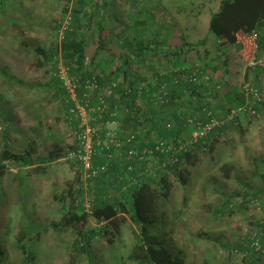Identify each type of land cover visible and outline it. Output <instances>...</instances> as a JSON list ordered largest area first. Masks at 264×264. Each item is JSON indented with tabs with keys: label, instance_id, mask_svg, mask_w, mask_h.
Instances as JSON below:
<instances>
[{
	"label": "rangeland",
	"instance_id": "rangeland-1",
	"mask_svg": "<svg viewBox=\"0 0 264 264\" xmlns=\"http://www.w3.org/2000/svg\"><path fill=\"white\" fill-rule=\"evenodd\" d=\"M114 1L112 10L105 12L101 19L102 27L108 31L100 44L104 48L100 64L105 71L119 63L118 57L109 60L110 54L120 57L128 44L131 46L135 42L139 43L137 48L160 53L167 48L174 51L184 41L196 43L207 37L206 44L198 47L200 53L205 48L211 56L219 54L207 34V27L210 15L218 11L220 0ZM71 8L72 0H0V69L3 71L0 72V152L5 144L14 153L33 148L34 156L39 158L46 157L55 148L60 150L58 160L44 165L39 173L33 167L21 168L13 164L0 178V237L8 252L7 264H20L15 238L18 231L27 226L24 212L35 223L44 226L33 246L35 264H69V244L73 234L54 232L48 224L62 215L54 195H65L69 184L73 187L78 185L79 169L64 156L73 145V137L66 119L65 99L58 94L55 83L56 71L53 68H56V60L53 57L51 64L34 67V48L55 51ZM96 16V13H91L92 20L81 31L87 57L99 46ZM255 31L258 37V29ZM242 39L247 42L244 48L249 51L239 58L244 60V66L236 77L239 88L244 84L257 87L262 105L254 117L239 115L240 128L235 126L224 134L214 145L212 153L199 155L198 163L190 170L186 190L175 177H171L173 190L162 203L167 223L158 235L165 239L173 255L181 253L186 264H242L249 251H243V248L241 252L233 253L237 249L236 244H248V236L255 232L256 223L264 221V213L258 204L264 199V184L258 176L250 177L252 170H264L263 161L255 164L254 169L252 165L254 160L264 158V48L256 54L253 39L249 35H243ZM155 41L159 44H154ZM224 47L226 50L238 49L243 45L233 43ZM252 56L262 59L259 68L263 71L257 77L256 85L252 79L253 71L247 80L243 79L245 66ZM148 59H151L153 69L146 66L147 60L140 57L131 63L128 68L130 82L134 78L135 82L151 88L158 81L152 75L156 61ZM174 62L177 63L176 60ZM195 62L198 63L195 54H189V68ZM218 64L221 62L216 66ZM164 65L161 66L163 72H160L162 79L170 69L168 63ZM223 72L224 68L218 66L212 75H208L212 88L223 83ZM113 78L115 81L118 76ZM138 103L139 116L150 117L153 113L151 108L141 100ZM220 107L214 105L212 108ZM216 112L218 114L219 111ZM221 164L234 167L232 177H224ZM16 172L23 178V192L19 191L13 179L12 174ZM80 182L86 192L85 199H88V184ZM112 187L106 190L107 194H114ZM252 192L257 194L258 201L251 197ZM230 194L235 196L227 199ZM226 202L230 204L228 209L223 207ZM218 209L223 214L213 216L214 210ZM132 247L130 226L123 224L112 245L105 238L97 237L92 242L89 256L81 257L74 264H134L127 259ZM255 264H264V256Z\"/></svg>",
	"mask_w": 264,
	"mask_h": 264
},
{
	"label": "trees",
	"instance_id": "trees-1",
	"mask_svg": "<svg viewBox=\"0 0 264 264\" xmlns=\"http://www.w3.org/2000/svg\"><path fill=\"white\" fill-rule=\"evenodd\" d=\"M114 3L115 1L113 2V0H72L73 8L68 11L69 20L66 27L61 32L60 40L55 51L46 52L42 48L36 46L34 48V55L36 56V58H34V67L41 68L45 63L51 64V61L53 62V57L55 59V56L60 53L63 63L68 67L70 73L77 78L79 83L78 88L83 86L85 78L90 77H95L97 86L102 88L107 87L110 82L114 80V76H121L126 80L128 72L127 70L124 71V69L129 68L131 63L135 62L138 57L142 60H147L146 66L151 67V69H153V67L150 61L151 59H148V57L159 60V56H161L166 62H169L173 57L176 59L177 63H184L187 60V54H195L198 63L195 62L191 68H178L174 72L172 70L170 73L165 74V79H162L160 74H157V72L155 74L152 70L153 77L158 80L155 84L165 86V101L157 105L144 103V105H147L153 111L150 117L142 118L141 116H137L131 118L127 116L121 118V126L129 127L130 125L133 130L129 129L128 131H133L136 137L132 142L133 144L126 145L121 150V159L117 158L114 160L113 158L111 162H109L107 173L84 181L80 176L79 164L75 160H69L78 167L80 181L88 184L87 195L90 196H88V199H85L86 192L81 188L80 181H78L76 187L69 184L65 190V195L63 193L54 195L55 200L60 204L62 215L57 221L50 222L48 228L54 232H70L73 234V239L69 244V264H74L81 257H88L92 242L97 237L102 239L105 238L107 243L112 245L115 238L118 237L123 224H128L130 226L133 236V247L131 252L127 255L129 261L134 264H186L180 255L181 253L173 255L165 239L158 235V233L162 232V229L167 223L165 221L166 214L162 209V203L168 199L170 191L173 190L171 189L172 187H170V178L175 177L183 190H186L188 177L191 175L190 170L198 163L199 155L203 153H212L214 145L224 134L235 126L240 128L239 115L245 113H239L232 122L224 125L206 138L188 146L187 151L177 156L175 164L168 167L167 173L165 171L161 174L155 172L157 176L137 178L138 182L136 186L129 187L127 191L121 192L119 190V185L125 183L124 173L122 174V171L128 164V162L124 160V156L132 145L138 147L140 150L150 147L151 141L149 135H153L159 140L185 141L189 138L191 130H187L189 126L186 123V115L189 113V111L186 110L188 99H183L182 96L184 95H182V92L185 91L184 93H187L190 91L187 93V97L196 98L199 97L193 94L198 92L196 89H201L202 87L206 89L205 87L207 84L208 88L216 93V89L212 88V85V87L210 86L208 75H212L214 71H216L217 62L220 63L219 59L222 56L220 53L221 48L233 43H238V45L241 46L243 45V35H249V37L253 39L251 34L252 31H255V29L260 31L264 28V0L219 1L218 11L210 15L207 27V34L211 37V42L215 50L219 53L218 55L211 56L205 48L202 50V53L198 50V47L206 44L208 40L207 37L196 43L184 41L176 50L172 51V49L167 48L160 53L153 51L147 52L145 49H140L141 47L137 48L136 45L139 43L135 42L134 45L130 46V44H128V47L125 48L119 59V63L121 64L118 63L113 69L110 68L107 72L100 64L101 52L104 51V48L101 47L100 44L108 34V31L106 32L102 27L101 19L104 17L103 15H105V12L107 13L112 10ZM91 13L97 14L95 23L97 26L96 31L99 46H96L92 55L87 57L85 53L86 43L81 36V31L86 28L89 21L92 20V18H90ZM263 39L264 37L262 35H258L256 41L252 40L254 41L253 44L257 46L256 50L258 48L259 50L264 48ZM245 43L247 42L245 41ZM154 44L158 45L159 43L155 41ZM144 51L146 52L144 53ZM111 58H113V55L110 54L109 60ZM221 63L225 66L226 60H222ZM245 68V79L247 80L249 74L253 71L254 76L252 79L256 85L258 83L257 77L262 73L263 69H260L259 66L254 68L245 66ZM194 70H197L195 76L198 79V84L183 82L181 80H178L176 83L172 81L171 77L176 76V73L192 74ZM1 71L0 69V72ZM53 71H56L55 67ZM205 77H207V80L204 79ZM55 78L57 92L65 99L67 111L69 104L67 102L66 93L59 85L56 74ZM131 83L132 81L130 84ZM222 86L223 83L218 87ZM253 88L257 89L260 95L259 89L257 87ZM78 93L80 94L79 91ZM92 99L95 101L96 97L93 96ZM123 100L125 103L121 105L130 106L124 98ZM133 100L134 94H130V101ZM146 102H148V100H146ZM260 102L261 100L255 105L256 113L262 105V102ZM94 103L95 102L92 101V104ZM242 103L243 100L239 94L237 99H234L233 104L229 102L228 105L221 106L218 109L212 108L208 105L209 103H207L205 106L194 108L191 114L194 115L197 112H201L203 109H207L213 111L211 112L213 116L221 117L230 112L231 109H237ZM216 111H219L218 114ZM142 130L144 132L143 137H141ZM59 151V149L55 148L48 152L46 157L39 158L34 156L33 148H28L24 152L14 153L11 152L5 144L0 152V178L4 173L8 172V168L13 164L21 168L33 167V170L39 173L43 170L44 165L58 160ZM163 159L164 154L155 153L156 161L161 162ZM262 161L264 162V158L254 160L252 163L253 169ZM261 165H264V163ZM220 168L225 178L232 177L234 172V167L232 165L221 164ZM136 169L139 168L134 167L130 175L136 177L135 174L138 171ZM120 174H122V176H118ZM12 175L13 179L17 182L19 191L23 192V178L18 172ZM256 176H258L264 184V170L261 172L256 169L252 170L250 177ZM110 187L114 190L113 195L107 194L106 190ZM117 192L119 194H117ZM234 196L235 194H230L227 199L233 198ZM251 197L257 200V194L253 193ZM258 202L260 210L264 213V199ZM85 204L88 208L85 207ZM229 206L230 204L226 202L223 207L228 209ZM221 214H223L221 209L214 210L213 212V216L215 217ZM24 217L27 221V226L18 231L15 238V247L16 251L21 256L19 261L20 264H35L33 246L38 240L44 226L35 223L32 217L26 212H24ZM254 231L252 235L250 234V236H248V244H245V246L236 244L235 247L237 249L233 250V253H239L243 248H245L243 251H247L246 249H248L249 252L243 257L242 264H255L258 258H261L262 255L264 256V221L257 222ZM7 261L8 252L0 237V264H7Z\"/></svg>",
	"mask_w": 264,
	"mask_h": 264
},
{
	"label": "built area",
	"instance_id": "built-area-1",
	"mask_svg": "<svg viewBox=\"0 0 264 264\" xmlns=\"http://www.w3.org/2000/svg\"><path fill=\"white\" fill-rule=\"evenodd\" d=\"M65 27L66 25L61 28V32ZM251 34L253 40L256 41V31H252ZM256 48L255 44L254 49L256 50ZM55 60L56 77L66 93L69 104L67 122L71 127L73 137V145L66 150L64 155L67 160H75L79 164L81 179L87 181L107 173L109 162L113 158L114 160L121 159V150L135 140L136 134L133 131L122 129L121 118L139 116L140 106L138 107L137 104L140 100L142 104L157 105L163 103L166 95L165 86L153 84L149 88L142 82L130 84L127 83V79L124 80L120 76L117 80L111 81L107 87L102 88L97 86L95 77L85 78L83 86L78 88L77 78L70 73L68 67L63 63L60 53L55 56ZM261 64L262 59L252 56L247 62V67L254 68ZM196 73L197 70H194L192 74L176 73V76L172 77V81L176 83L181 80L198 84ZM204 79L207 80V77ZM130 94H134L133 101H130ZM239 94L243 103L237 109H231L224 116L215 117L207 109H203L194 115L188 113L186 123L191 128V132L185 141L159 140L153 135H149L150 147L140 150L132 145L124 156V160L128 164L122 171L125 183L119 185V190L125 192L129 187L136 186L137 178L157 176L155 172L161 174L165 171L167 173L168 167L175 164L177 156L187 151L188 146L232 122L239 113L256 116L255 105L261 100L258 90L249 84H244L241 86ZM93 96L96 97L94 104H92ZM110 97H123L130 106L110 108L108 101ZM143 136L142 130L141 137ZM156 152L164 154V159L161 162L155 160ZM134 167L140 169H136L138 170L135 174L136 177L130 175ZM122 174L118 176H122ZM85 207L88 208L86 204Z\"/></svg>",
	"mask_w": 264,
	"mask_h": 264
},
{
	"label": "crops",
	"instance_id": "crops-1",
	"mask_svg": "<svg viewBox=\"0 0 264 264\" xmlns=\"http://www.w3.org/2000/svg\"><path fill=\"white\" fill-rule=\"evenodd\" d=\"M259 35H262L264 37V28L262 30H258L257 32ZM254 42V41H253ZM255 45V44H254ZM232 46V45H230ZM246 46V43H245V40L243 39V47H240V48H232V49H228L226 50V48H221L220 50V53L222 54L221 56V61L222 60H226V64L225 66L221 63V64H218L219 67H223L224 68V72H223V86L222 87H217L215 88L216 89V93H214L212 90H210L208 88V85L206 84V89H204L203 87L201 89H196V91H198L197 93H193L194 95L196 96H199V97H196V98H188L187 97V93H189L190 91H188L187 93H184L185 91H183L182 96L183 99H188V102L186 103V110L189 111V114L192 113V110L196 107H201V106H205L207 103H209L208 105L213 107L214 105L218 106V105H221V106H224V105H228V103H232L234 102V99H237V97L239 96V80L236 78L237 77V74H238V71H240L241 67L244 66V60H240L239 58L241 56H244L246 55V53H248V48H244ZM259 51V48L257 50H255L256 54L257 52ZM189 56V54L186 55V58ZM113 57H118L119 59L121 58V55L120 57L119 56H115L113 55ZM115 59V58H114ZM154 60L156 61V64H155V69L158 68L157 70V73L160 74V72H163L161 71V66L163 63H165V65H167V63L170 65V69L167 73H170L172 70L174 69H178V68H189L188 64H187V60L184 62V63H176L174 62L173 63V60H176L175 58H171L169 62H166V60L162 59L161 56H159V60L155 59ZM220 61V62H221ZM121 64V63H119ZM164 65V66H165ZM217 66V67H218ZM129 73V69H124V71H126ZM227 71V72H226ZM156 72V70H154V73ZM128 73H127V76L126 78L129 80L128 78ZM133 75L135 76L136 74L133 73ZM245 76H243V79H244ZM133 79V82L134 81V78ZM138 82V81H136ZM135 82V83H136ZM127 83H130V80L129 82L127 81ZM213 93V94H212ZM218 94V95H217ZM236 96V98H235ZM213 98H216L213 99ZM92 101L94 102V100L92 99ZM109 101V106L110 108H114V107H117V108H120L122 103H125L123 98L121 97H112V98H109L108 99ZM215 101V102H214ZM228 102V103H227ZM122 120V119H121ZM122 121H120L121 123ZM122 127V126H121ZM123 130L125 131H128L129 129H132V127H122ZM189 129L191 130L190 127H188V131ZM133 130V129H132Z\"/></svg>",
	"mask_w": 264,
	"mask_h": 264
}]
</instances>
